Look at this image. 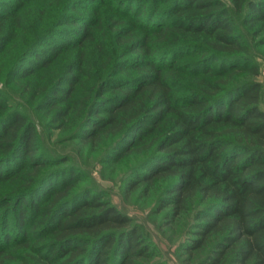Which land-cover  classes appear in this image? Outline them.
I'll list each match as a JSON object with an SVG mask.
<instances>
[{"label": "trees", "instance_id": "1", "mask_svg": "<svg viewBox=\"0 0 264 264\" xmlns=\"http://www.w3.org/2000/svg\"><path fill=\"white\" fill-rule=\"evenodd\" d=\"M229 1L162 0L141 21L95 8L73 27L75 50L62 71L33 82L34 66L50 62L35 50L29 63L20 55L24 79L14 81L62 143L100 164L136 156L124 188L149 193L163 225H182L186 264H264V94L241 30L264 44V0ZM232 11L243 12L241 23ZM7 20L0 45L12 37ZM83 165L46 153L34 123L0 100L1 239L18 246L22 264H141L154 254ZM12 221L19 232L28 226L22 240L7 233ZM12 257L0 245V264Z\"/></svg>", "mask_w": 264, "mask_h": 264}, {"label": "rangeland", "instance_id": "2", "mask_svg": "<svg viewBox=\"0 0 264 264\" xmlns=\"http://www.w3.org/2000/svg\"><path fill=\"white\" fill-rule=\"evenodd\" d=\"M161 1H126L122 5L116 0H59V2L53 0L52 3L48 0H0V18L10 20H7L6 26L12 33V37L3 40L0 45V100H3L10 109L15 108L22 112L34 123L39 144L46 153L68 154L72 159H77L84 164L83 166L90 172L89 179H87L103 188L105 196L141 226L143 235L152 243V247H155V252L151 257L138 259L141 264H186L181 243L187 234L183 235L185 233L182 225H163L162 215L154 212L155 200L149 193L144 195L141 187L130 191L124 188V179L136 165V156L129 154L110 164H100L86 152L79 153L78 148L72 142L62 143L64 138L56 128L49 126L47 116L38 109L36 101L20 92L19 86L14 82L24 79H18L22 68L16 70L21 61L20 55L25 53L26 56L22 61L29 63L33 57L30 53L35 50L50 58V62L46 67L39 66V64L38 67L34 66L27 76L33 82L41 83L44 81L43 76L53 69L62 71L73 58L75 46L72 44H76V38L72 36L73 27L84 24L85 20L91 21L95 15V8L98 12L113 14L114 17L124 20L126 13L127 17L131 13H139L138 20L141 21L145 19L143 12L151 9L152 5H155L154 2L159 3L158 8L164 6ZM223 1L231 7L229 0ZM232 13L236 21L241 23L243 12L232 11ZM15 15L19 19V26L11 29ZM241 30L250 44V60L259 68V75L256 79L260 81L264 94V44L258 43V37L252 35L246 25L241 24ZM34 41V47L29 48ZM49 49L56 51V54L50 53ZM127 57L128 55L123 54L120 61H125ZM178 61H181V58H178ZM260 105L264 108V95L261 97ZM103 165H114V167L113 169L103 168ZM12 215L10 213L7 218H11ZM25 225L19 232L12 221L6 231L10 237L22 240L21 232L28 230V226ZM3 229L0 228V245L14 252V257L8 259L7 264H22L20 259L15 257V254L18 255V251H21L18 246H14L10 241H2L6 233Z\"/></svg>", "mask_w": 264, "mask_h": 264}]
</instances>
